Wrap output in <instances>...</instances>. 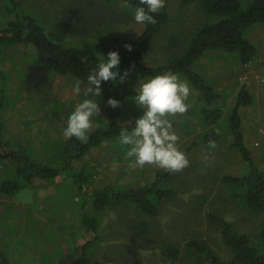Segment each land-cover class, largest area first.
Listing matches in <instances>:
<instances>
[{"label":"rangeland","instance_id":"obj_1","mask_svg":"<svg viewBox=\"0 0 264 264\" xmlns=\"http://www.w3.org/2000/svg\"><path fill=\"white\" fill-rule=\"evenodd\" d=\"M20 2L24 11H30L36 16L38 14L48 28H57L59 32L56 31V35L65 38L62 41L66 45L76 43L82 37H101L105 34L132 40L142 31L140 26L133 24L132 15H129L120 1ZM179 2L180 0H166L165 6L171 16L183 17L186 27H193L203 20L204 15L197 13L196 4L180 9ZM5 7L6 3L0 0V21L8 22L15 15H6ZM120 11L124 14L123 17L120 16ZM83 16L89 19V34L70 27L73 23H82ZM173 28L177 27L171 25L168 29ZM168 29L157 36L152 49L146 54L149 66L164 63L167 51L165 37L170 32ZM247 36L259 51L258 58L253 63L241 65L233 53L210 51L197 60L194 68L204 73L208 78L207 82L224 96L219 100V105L225 114H229L234 106L242 85H247L254 99L250 106L240 109L246 145L259 167L264 170V25L250 27ZM25 50L21 45H0V72L4 76L0 78V95L3 93L5 96L2 97L5 123L3 132L5 140L13 147L19 142L27 143L28 140V144L34 146L32 152L41 161L47 162L51 158L54 160L55 150L59 146L58 139L63 136V124L67 123L75 106L85 98V82L68 75L55 74L50 69L34 64L35 61L30 63ZM180 78L186 81L184 77ZM147 79L149 78L142 81ZM77 81L81 82L79 94L75 91ZM135 95L136 92L123 115L124 121L132 124L142 115V110L134 103ZM199 96L197 90L191 87L188 111L169 117L173 121V130L179 137L178 147L190 162L178 172L176 183L180 189L177 200L170 202L161 211L160 217L152 224L148 237L144 242L137 243V246L131 245L126 237L129 232L126 221L137 216L135 209L132 206L104 209L101 227L112 224V227H106L107 232L114 228L117 234H114L115 237L105 235L95 246L91 253L94 264H155L159 262L156 258L160 252L161 240L176 243L185 254V260L176 264H188L185 250L187 243L192 240L205 241L216 251L218 257L227 261L231 256L230 248L224 243L220 229L209 221L210 212L232 222L239 231H252L256 217L246 212L239 200L231 197L229 187L222 182L226 174L242 175L248 169L247 164L242 155L230 147L232 135L226 128L227 115L212 125H204L199 113ZM96 99L101 112L94 117L90 132L97 126L104 107L101 98ZM210 127L222 133L221 140L215 147L201 140L204 131ZM193 142H198L199 145L191 148ZM127 149L128 146H123L120 150V143L115 140L113 148L106 142L94 148L82 161V167L86 164L94 170L86 190L92 193L95 188L109 184L139 185L148 179L153 180L160 168L156 165H145L143 168L136 166L133 159L126 157ZM14 169L13 162L0 160V251L8 256L12 264H74L81 255L80 246L91 237L81 221L82 214L88 211L89 197L79 188L76 180L78 177L64 174L50 186L35 182L37 187L21 189L9 195L6 191L2 192L1 183L14 176ZM33 196L35 199H32ZM120 230L123 234H119Z\"/></svg>","mask_w":264,"mask_h":264},{"label":"trees","instance_id":"obj_2","mask_svg":"<svg viewBox=\"0 0 264 264\" xmlns=\"http://www.w3.org/2000/svg\"><path fill=\"white\" fill-rule=\"evenodd\" d=\"M3 1L6 3L4 8L6 15L12 13L15 18L8 22L0 21V45L23 46L30 63L35 61L34 64L50 69L55 74L68 75L86 82L87 76L95 70L102 54L106 56L109 51H119L121 56L119 68L122 74L126 72L127 75L122 83L110 81L103 85L104 91L100 97L104 104L103 112L98 117L97 126L88 134L87 139L81 141L75 137L66 139L62 136L58 139L59 146L55 150L54 160L51 158L47 162L41 161L39 156L32 152L34 146L28 144V140L27 143L19 142L20 144H15L14 147L5 140L3 132L5 123L2 115L4 108L2 97L5 96L1 93L0 160L11 161L15 165L14 176L1 183L2 192L6 191L12 195L21 189L32 187L35 182L50 186L64 174L78 177L76 180L79 188L89 197L90 205L88 204V211L82 214L81 221L91 237L80 246L81 255L74 264H94L91 253L95 246L105 235L116 236L114 234H117V231L114 228L111 232H107L106 227H112V224L108 223L107 226L101 227L103 211L106 208L132 206L137 216L126 221L129 230L126 237L133 246H137L141 241L144 242L161 211L170 202L177 200L180 188L176 180L179 173L160 169L156 171L152 181L148 179L139 185L109 184L95 188L91 193L86 189L94 170L86 164L82 167V161L94 148L102 146L105 142L113 148L114 140L119 141L121 129L134 127V124L124 121L123 115L139 83L146 78L171 71L184 77L200 94L199 113L204 125H212L227 115L226 128L232 135L230 147L242 155L248 169L239 176L226 174L222 182L229 187L231 197L239 200L242 208L256 217L254 226L251 227L252 231H239L232 222L210 212L208 219L212 225L220 229L224 243L230 248V259L225 261L218 257L216 251L205 241L192 240L187 243L186 261L188 264H200L205 261L210 264H264V170L259 167L246 145L240 113L242 107L253 103V95L248 91L246 84L242 85L237 92L234 106L229 114H225L219 105V100L224 96L207 82L208 78L204 73L194 68L197 60L210 51L233 53L241 65L253 63L258 58L259 51L248 38L247 31L250 27L264 25V0H180V9L196 4L197 13L204 15L203 20L193 27H186L184 18L171 16L165 6L158 14H154L156 20L154 24H136L132 16L133 24L140 26L142 30L132 40L105 34L101 37H82L78 39L80 43L78 41L69 45L63 43L62 40L65 38L56 35L59 32L57 28H48L38 14L36 16L30 11H24L20 0ZM105 1L123 2L129 15H132V10L139 2V0ZM120 14L124 16L121 11ZM175 21L181 23L175 24ZM88 25L89 19L83 16L82 23H73L70 27L72 30L84 31L87 34ZM171 25L177 28L169 30ZM165 29L170 32L165 37L167 51L164 63L149 66L145 56L152 49L157 36ZM126 45H131V51ZM0 78H4L2 72ZM109 97L117 98L120 106L110 107L107 104ZM54 115L58 116L57 113ZM66 125L67 123L63 124V127ZM221 137V132L210 127L204 131L201 140L204 143L210 144L211 141L216 144ZM197 145L198 142H193L191 148ZM122 147L123 145L120 144V150ZM119 234H123L121 230ZM157 254L156 260L159 259V262L155 264H176L185 260V254L176 243L163 240H161L160 252ZM0 264H12L8 256L1 251Z\"/></svg>","mask_w":264,"mask_h":264},{"label":"clouds","instance_id":"obj_3","mask_svg":"<svg viewBox=\"0 0 264 264\" xmlns=\"http://www.w3.org/2000/svg\"><path fill=\"white\" fill-rule=\"evenodd\" d=\"M111 3V2H110ZM166 0H139L132 10L136 24H154V14L165 7ZM8 45V44H6ZM131 51V45H126ZM119 51L102 54L95 70L88 76L83 85L85 98L79 102L67 118L63 129L66 139L75 137L85 141L93 124L94 117L101 112L96 99L103 95V85L108 82L122 83L127 73H121ZM75 91L81 92V82L75 83ZM191 87L177 73L168 71L142 81L136 90L134 103L142 110L136 118L134 127H124L119 133V143L128 146L126 157L133 159L134 164L143 168L145 165H156L169 172L182 171L189 165L186 154L178 147V135L173 130L175 117L186 113L190 107L188 98ZM107 104L112 108L120 106V101L109 97ZM215 147L214 142H209ZM116 165H113L115 170Z\"/></svg>","mask_w":264,"mask_h":264},{"label":"crops","instance_id":"obj_4","mask_svg":"<svg viewBox=\"0 0 264 264\" xmlns=\"http://www.w3.org/2000/svg\"><path fill=\"white\" fill-rule=\"evenodd\" d=\"M33 186H34V187H37V186H35V185H33ZM40 194H41V193H40ZM32 199H35V197L33 196ZM21 204H22V203H21Z\"/></svg>","mask_w":264,"mask_h":264}]
</instances>
